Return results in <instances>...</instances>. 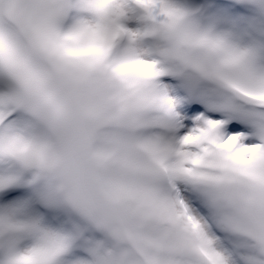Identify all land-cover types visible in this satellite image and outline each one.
<instances>
[{
    "label": "snow or ice",
    "instance_id": "1",
    "mask_svg": "<svg viewBox=\"0 0 264 264\" xmlns=\"http://www.w3.org/2000/svg\"><path fill=\"white\" fill-rule=\"evenodd\" d=\"M0 264H264V0H0Z\"/></svg>",
    "mask_w": 264,
    "mask_h": 264
}]
</instances>
